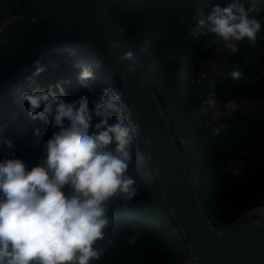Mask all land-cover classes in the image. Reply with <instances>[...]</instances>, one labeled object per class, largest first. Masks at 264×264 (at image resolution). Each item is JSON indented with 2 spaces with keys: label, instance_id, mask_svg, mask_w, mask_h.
<instances>
[{
  "label": "trees",
  "instance_id": "16d2710c",
  "mask_svg": "<svg viewBox=\"0 0 264 264\" xmlns=\"http://www.w3.org/2000/svg\"><path fill=\"white\" fill-rule=\"evenodd\" d=\"M196 1L109 0L107 10L132 35L142 54L141 45L145 44L148 56H143L154 69L153 72L147 66L148 71L156 77L164 96H160V104L166 116L168 101L172 111L174 121L168 123L171 126L177 121L175 124L181 127L189 146L198 150L203 166L211 175L209 184L201 183L199 179L198 194L206 202L207 212L223 219H236L264 193V75L260 73V67H264V0L256 13L249 10L251 0H237L248 10L249 19H256L260 23V31L255 41L247 37L235 40L237 50L229 55V62L232 72L239 71L241 77L220 78L213 82V88L222 95L224 102L235 96L250 95L259 101L262 110L256 116H249L243 111L241 102H234L233 110L221 119L225 126L217 134H212L205 124L200 98L189 80L198 62L213 56V47L221 45L223 38L210 31L196 42L187 36L185 29L193 20ZM211 2L213 6L226 7L233 0ZM23 11L25 9L19 12ZM206 44L211 46L204 50ZM249 54L255 55L254 62L250 61ZM82 67L76 62L58 65L47 71L37 84L0 101V161L11 155L8 152L9 142L16 146L22 139L35 138V166L41 165L47 155V141L60 131L53 126L51 117L32 118L28 111L29 104L23 98L25 92L30 94L34 90H48L60 95L59 85L64 89L62 98L66 103L78 101L84 96L90 113H97L103 120L98 106L102 103L104 91H113L114 88L120 103L129 109L125 122L133 127L134 140L129 149L131 160L124 175L135 181L132 187L136 195L129 201L127 194L118 191L103 202L109 224L102 230L103 238L93 244V249L100 251L101 255L99 259L90 260L89 264H180L179 248L170 231L173 220L162 204L161 191L138 138L128 98L117 79H113L114 85L111 86L106 77L93 72L95 78L85 84L79 79ZM107 72L111 78V73ZM42 107L37 109V113ZM68 123L65 120V126ZM115 123L116 116L112 114L108 124ZM95 131L92 128L89 134ZM115 147L113 142L107 146V150L116 154ZM228 161L240 163L237 173L228 169ZM61 191L66 198L76 194L70 185H64ZM134 226L138 236L130 243L128 236Z\"/></svg>",
  "mask_w": 264,
  "mask_h": 264
},
{
  "label": "clouds",
  "instance_id": "9594fccd",
  "mask_svg": "<svg viewBox=\"0 0 264 264\" xmlns=\"http://www.w3.org/2000/svg\"><path fill=\"white\" fill-rule=\"evenodd\" d=\"M199 26H208V31L225 41L244 37L255 41L261 27L237 0L226 7L214 6ZM121 59L132 61L133 53L126 52ZM35 63L29 80L44 71L39 61ZM133 70L130 66L129 71ZM232 77L239 79L241 73L234 71ZM94 78L92 70L83 66L79 79L87 84ZM58 87L60 95L48 90L23 94L33 119L51 117L53 126L60 129L47 141L44 163L27 170L21 159L0 161V264H89L99 259L101 253L93 244L103 238L102 230L109 224L103 202L118 191L127 194L129 201L136 195L135 181L124 175L134 140L132 125L125 122L128 106L111 89L105 90L98 106L104 119L89 134L92 114L86 97L66 103L64 89ZM112 114L116 123L109 125ZM113 142L116 154L107 150ZM145 143L150 144L151 137ZM8 146L12 147L10 142ZM64 185L76 194L66 198L61 191Z\"/></svg>",
  "mask_w": 264,
  "mask_h": 264
},
{
  "label": "water",
  "instance_id": "95a60500",
  "mask_svg": "<svg viewBox=\"0 0 264 264\" xmlns=\"http://www.w3.org/2000/svg\"><path fill=\"white\" fill-rule=\"evenodd\" d=\"M109 0H33L9 14L0 3V90L43 51L62 46L98 54L128 98L140 143L152 166L162 204L188 245L185 264H264V216L251 211L225 232L211 226L190 168L180 157L156 97L141 49L107 10ZM212 12L213 3L198 0ZM35 18V22H33ZM116 44V47H112ZM132 52L134 60H122ZM133 71H129V67ZM220 74L210 82L220 79ZM151 137V143H145Z\"/></svg>",
  "mask_w": 264,
  "mask_h": 264
},
{
  "label": "built area",
  "instance_id": "2783aa9c",
  "mask_svg": "<svg viewBox=\"0 0 264 264\" xmlns=\"http://www.w3.org/2000/svg\"><path fill=\"white\" fill-rule=\"evenodd\" d=\"M206 1L209 2L208 0ZM251 2L252 5L250 6L249 10L251 9L250 10L251 13H256L262 4V0H255L254 8H253L254 0H251ZM0 3L3 5V7H5L6 11L9 14L12 15L19 13L17 8L20 4V0H0ZM196 4H197V8L192 17L193 20L185 29L187 36L194 42H196L200 37L205 35L208 31V26L205 27L199 26V20L206 19L207 15L211 13L207 11L205 5H199L198 0L196 1ZM1 22H2V15L0 13V25ZM229 45H232L236 48L235 40L230 38L229 40L225 41L223 39L221 45L214 46L213 50L215 54L208 59L198 62V67L196 70L193 69L189 80V83L192 84L195 89V93L200 98L201 112L203 113V115H205V124L207 125V127H209L212 134H217L224 128L225 125L221 122V119L227 116L231 112V109L233 107L230 108L229 105L234 104V102L240 101V99H242L243 97L242 95L232 97L227 102L228 107L222 112H219V109L223 105L222 104L223 97L213 88V83L210 82V78L215 74H220L221 78L232 77L233 72L229 62V55L233 51H232V47H230ZM210 46H211L210 44H206L203 46V49L207 50L210 48ZM248 56L249 58H251V60L255 58V55L249 54ZM39 58H43L41 61H39V63L41 64L40 66L44 68V71L41 72L38 76H35L31 80H29L28 77L32 76V74L30 75L29 73L25 75V72H28V68L31 66V64ZM67 62H76L82 66H88L92 70V72L106 77L109 85L111 86L114 85L113 78L112 77L109 78L107 76L108 70L106 68L105 62L101 59V57L98 54L89 52L87 50H80L74 47H68L66 50H60V51H58V48H54V49L45 50L41 54L37 55L31 61V63L24 66L22 70H20L8 83H6L4 87L0 90V101L7 99L8 97L12 96L14 93L25 87H31L37 84L39 81L43 79L47 71L58 65L65 64ZM34 67L35 66H33L32 71ZM30 71H31V67L29 69V72ZM260 73L264 74V71L261 69ZM150 77L153 87L156 88V92L162 94L155 77H153L151 74ZM113 93H116V90L114 88H113ZM212 109L217 112L216 116L214 117H212L213 116L211 112ZM91 114H92V120L89 128V132L90 129L95 128V125L101 121V118H99L97 113L91 112ZM215 117L216 118L220 117V119L214 121ZM170 127L172 130L177 129V125L175 124V122ZM173 140L177 147L180 157L183 159L185 164L189 166L192 182L195 188L199 191L200 180L193 173L191 165L189 164V159L187 156V151H188L187 141L184 135H182L181 133H177L173 137ZM36 148H37V139L35 138L22 139L19 145L12 146L9 148L8 152L11 153V155H9L6 159H10V158L21 159L22 161L25 162L27 170H31V168L36 165ZM227 167L231 172L237 173L239 171L238 169L240 167V163L236 164L234 161H228ZM199 199L201 204L207 209L206 202L200 197ZM251 211H255L261 214L262 216H264V193L257 202L250 204L243 214H246ZM170 217L173 220V223L170 227V231L174 238L175 244L179 248L178 261L180 264L182 263V261H183L182 264H185L186 261L188 260V245L184 240L180 226L171 215ZM207 217L211 226L217 228L220 232L227 231L235 221V219L220 218L218 216L210 214L209 212H207ZM137 236H138L137 228L136 226H134L132 228L131 233L128 236V241L130 243H133L136 240ZM183 257H185L184 260Z\"/></svg>",
  "mask_w": 264,
  "mask_h": 264
},
{
  "label": "rangeland",
  "instance_id": "374dc122",
  "mask_svg": "<svg viewBox=\"0 0 264 264\" xmlns=\"http://www.w3.org/2000/svg\"><path fill=\"white\" fill-rule=\"evenodd\" d=\"M32 2H33V0H20V4H19L17 10L22 11L24 9L25 10L28 9ZM141 48H142L144 56L147 57L148 55H147V50H146L145 44L141 45ZM144 56H143L144 63L149 67V70H151V71L153 70V72H154L153 67H150L151 64L149 65V63L147 61H145ZM111 76L114 80H116V79L118 80V78L115 74L111 73ZM182 79L184 80V77H182ZM155 93H156V97L158 98V100L160 99V96L164 97L163 94L158 93L159 94L158 95L156 91H155ZM240 101H241V104L243 106V111L245 112V114H247L249 116H256L262 110V107H261L259 101L254 99L250 95L242 97V99H240ZM168 102L166 103V107H167V113L166 114H167V116L166 115L165 116H166V118L168 117L167 121L169 123H172L174 120H173L172 111L170 109ZM222 104H223V107L219 109V112H222L224 110L227 102L223 101ZM215 119H216V117H215ZM219 119H220V117H219ZM219 119L217 117V120H219ZM175 122H177V121H175ZM169 129H170V132H171L173 137L177 133H181L182 135H184L182 133L181 127L179 125H178L176 130H172L170 127V124H169ZM187 146H188L187 156L189 159V164L191 165V168H192L194 174L196 175V177L198 179L201 180V183L209 184L211 182V175L208 172V170L203 166L198 150L194 149L193 146H189L188 141H187Z\"/></svg>",
  "mask_w": 264,
  "mask_h": 264
},
{
  "label": "bare ground",
  "instance_id": "6f19581e",
  "mask_svg": "<svg viewBox=\"0 0 264 264\" xmlns=\"http://www.w3.org/2000/svg\"><path fill=\"white\" fill-rule=\"evenodd\" d=\"M67 49V47L66 46H62V47H59L58 48V51H60V50H66ZM43 58H39V59H37V60H35L32 64H31V71L29 72V69H30V67L28 68V72H25V75H27V74H29L30 73V75L33 73V72H35V70H36V67H37V65H36V61H41ZM41 64L39 63V66H40ZM33 66H35L34 67V69H33V71H32V68H33Z\"/></svg>",
  "mask_w": 264,
  "mask_h": 264
},
{
  "label": "crops",
  "instance_id": "0c3cea01",
  "mask_svg": "<svg viewBox=\"0 0 264 264\" xmlns=\"http://www.w3.org/2000/svg\"><path fill=\"white\" fill-rule=\"evenodd\" d=\"M209 2H211V0H208ZM212 3V2H211ZM256 58V57H255ZM255 58H253V60H251V58H249L250 59V61H252V62H254L255 61ZM260 69H262L263 71H264V67H260ZM264 75V74H263ZM243 97L244 96H247V95H242ZM222 102H223V100H222ZM228 102V101H227ZM238 102H241V101H238ZM233 105V104H232ZM222 107H223V105H222ZM221 107V108H222ZM228 107V105L226 104V106H225V108H224V110L226 109ZM231 108V107H230ZM234 108V107H233ZM233 108L231 109V111L233 110ZM211 112H212V117H214V116H216V114H217V112L216 111H214L213 109L211 110ZM219 119V118H218ZM214 121H217V118L216 119H214Z\"/></svg>",
  "mask_w": 264,
  "mask_h": 264
}]
</instances>
